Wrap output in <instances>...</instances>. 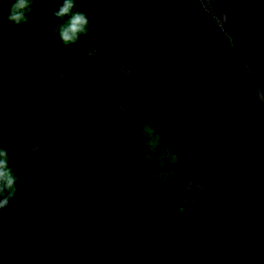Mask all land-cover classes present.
Returning a JSON list of instances; mask_svg holds the SVG:
<instances>
[{"label":"trees","instance_id":"16d2710c","mask_svg":"<svg viewBox=\"0 0 264 264\" xmlns=\"http://www.w3.org/2000/svg\"><path fill=\"white\" fill-rule=\"evenodd\" d=\"M100 1L0 0V264H264V0Z\"/></svg>","mask_w":264,"mask_h":264},{"label":"clouds","instance_id":"9594fccd","mask_svg":"<svg viewBox=\"0 0 264 264\" xmlns=\"http://www.w3.org/2000/svg\"><path fill=\"white\" fill-rule=\"evenodd\" d=\"M11 7L7 16V20L13 24H21L26 22L27 13L31 9V5L42 2L48 4L53 0H10ZM80 0H61L62 6L58 11L54 12L57 18H63L72 13V9ZM91 3L93 0H87ZM2 24V21H0ZM89 25L88 17L83 12H75L70 15L66 23L58 24V35L65 45L74 44L78 41L81 34L86 33ZM16 177L13 175L8 164L7 152L0 147V212L5 209L10 200L15 195Z\"/></svg>","mask_w":264,"mask_h":264},{"label":"water","instance_id":"95a60500","mask_svg":"<svg viewBox=\"0 0 264 264\" xmlns=\"http://www.w3.org/2000/svg\"><path fill=\"white\" fill-rule=\"evenodd\" d=\"M201 2L203 3V5L207 9V11L214 16L216 23L218 24V26L221 29L222 42L226 43V39L228 36V31L226 29L227 14H226L225 10L222 8L221 3L219 2V0H201ZM230 46L233 49L235 56L238 59H241V57H240L238 51L236 50L235 46L233 44H231ZM249 70H250V74H251V78H252V81L254 83V86L257 89V96L259 99L260 106L262 107V109L264 111V94L261 91V89L259 88L257 81H256V77H255V75H254V73L250 67H249Z\"/></svg>","mask_w":264,"mask_h":264},{"label":"rangeland","instance_id":"374dc122","mask_svg":"<svg viewBox=\"0 0 264 264\" xmlns=\"http://www.w3.org/2000/svg\"><path fill=\"white\" fill-rule=\"evenodd\" d=\"M93 10L98 13L109 14L110 10L105 7V5L100 0H93L92 2Z\"/></svg>","mask_w":264,"mask_h":264}]
</instances>
